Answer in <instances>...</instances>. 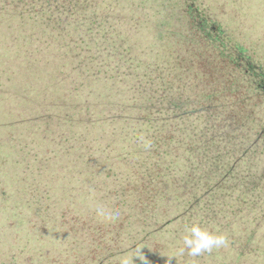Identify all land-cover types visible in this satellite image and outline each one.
<instances>
[{
    "label": "trees",
    "instance_id": "trees-1",
    "mask_svg": "<svg viewBox=\"0 0 264 264\" xmlns=\"http://www.w3.org/2000/svg\"><path fill=\"white\" fill-rule=\"evenodd\" d=\"M39 1L46 8H41L42 12L33 8L31 12L35 18L44 13L47 22L51 21L46 12L48 4L69 14L85 11L78 0H63L69 8L59 6L58 0ZM22 13L18 16L22 17ZM202 20L204 27L212 31L216 28L209 20ZM212 31L210 41L221 42L213 51L217 60L225 64L218 63L217 73L212 70L213 80L206 85L209 93H202L197 85L186 82L175 86V74L168 68L145 64L140 58L136 61V55L128 59L132 61L128 65L125 59L128 51L108 48L105 44L107 39L111 41L109 36L97 32L93 39H77L87 43L89 56L71 54L75 48H63L64 51L56 48L60 50L50 51L55 52L52 60H47L50 55L43 61L31 59L23 73L16 74L23 79L21 83H27L50 73L48 85L61 89L62 94L46 102L37 101L32 90L12 95L14 101H22L29 107L32 117L25 121L43 120L45 130L57 137L54 148L59 157L53 162L62 172L61 188L66 196L76 190L75 185L79 190L86 189L84 193L80 190L79 196H96L102 192L100 179L117 182L122 178L127 187L116 193L114 210L119 207L122 214L125 207L120 203H125L123 198L132 197L128 206L138 212L142 228H147L143 239H153L171 231V227L179 228L183 235L181 245L188 249L192 245L197 250L196 244L187 241L193 235L184 232L201 231L205 235L201 238L203 243L210 241L215 245V238L228 242L232 257L224 264H247L248 257L251 260L248 264H257L260 258L257 252L264 253L255 242L257 233L264 229V209L256 207L264 205V168L260 169V162L254 164L253 156L255 147L264 139V124L255 131L253 106L247 107L252 94H243V90L249 87V92L261 94L264 99L260 82L264 80V68L254 65L244 48L237 45L232 54L226 55L227 38L213 39L220 35L217 28L215 33ZM91 32L86 29L85 35ZM112 58L118 63L111 68L102 63L94 69L89 64ZM55 65L59 68L52 71ZM199 67L203 74L204 67L202 64ZM190 68L180 67L178 80ZM223 77L228 79L218 80ZM8 93L11 91L5 95ZM222 109L229 112L222 115ZM15 110L18 111V106ZM18 113L22 117L20 110ZM99 166L100 169L103 166L101 171L105 175L99 172ZM91 203H98L108 211L106 202L102 204L93 198ZM129 217L126 211L123 220L129 221ZM213 250L207 251V256ZM220 251L221 248L219 253L225 257L227 252Z\"/></svg>",
    "mask_w": 264,
    "mask_h": 264
},
{
    "label": "rangeland",
    "instance_id": "rangeland-1",
    "mask_svg": "<svg viewBox=\"0 0 264 264\" xmlns=\"http://www.w3.org/2000/svg\"><path fill=\"white\" fill-rule=\"evenodd\" d=\"M78 1L85 8L81 14L64 13L62 7L57 10L54 5L48 4L46 12L51 16V21L47 22L44 13L36 15L37 20L31 12L33 8L38 11L46 8L39 0H34L33 4H30L32 0H0V264L229 262L232 251L227 247L228 242L214 237L215 245L210 241L203 243L201 238L205 235H201V231L192 232L189 229L184 232L193 235L187 241L196 244L197 250L192 245L189 249L181 245L183 235L179 228L171 227V231H165L153 239H143L147 228H142V220L136 215L138 212L128 206L133 198H123L125 203H120L121 207H125L122 214L119 207L114 210L116 193L120 188L127 187L125 180L119 176L121 180L117 182L100 179L102 192L96 196H79L86 189H80V192L77 185L74 188L76 190L66 196L61 188L62 172L53 162V159L59 157L54 148L57 137L45 130L43 120L25 121L32 117L30 109L24 102L14 101L12 94L32 90L40 102L62 94L61 89L48 85L50 73L38 76L36 81L28 80L27 83H21L23 79L16 74L23 73L31 59L43 61L50 55L47 60H52L50 58L56 48H62L63 51V48H75L71 54L79 52L82 57L89 56L86 53L87 43L82 44L77 39H93L97 32L109 36V44L104 41L108 48L128 51L129 55L125 59L136 55V61L140 58L145 64L158 65L164 70L168 68L172 75L175 74V86L179 82H186L197 85L202 93H209L206 85L208 80L209 83L213 80L212 70L219 72L218 63L225 62L217 60L213 49L219 48L221 42L210 41L209 33L212 29L204 27L202 19L209 20V24L219 30L220 36L217 34L213 39L220 40L221 36L227 38L228 48L224 49L226 55L232 54L237 45L244 48L254 65L264 68V0ZM58 2L59 6L69 8L63 0ZM16 9L18 13L23 12L22 17L16 14ZM55 28L56 31L53 30ZM86 29L92 32L85 35ZM90 45L92 47L93 43ZM98 45L103 46V43L99 42ZM102 63L111 68L118 61L112 58L92 63L93 66L89 64L97 69ZM126 63L132 65L129 60ZM164 64L174 68L165 67ZM201 64L204 67L203 74H200ZM180 67L191 68L185 70L187 74L178 80L182 73ZM58 68L56 65L51 67L52 71ZM214 79L217 80L216 77ZM220 79L223 82L228 78ZM247 88L243 94H252L247 107L253 106L256 118L254 129L257 131L264 124V99L261 94L254 95ZM16 106L23 113L22 117L15 110ZM228 110L222 109L220 114L224 115ZM46 141L47 145H43ZM255 149L253 162H260V169H263L264 139ZM102 168L99 166V172L105 175ZM93 198L99 199L102 204L106 202L108 211L98 203L92 204ZM257 205L259 210L264 209V205ZM126 211L130 213L129 221L123 220ZM263 234L264 229H260L255 241L262 250ZM142 239L145 241L142 242ZM219 248L220 252H227L225 257L219 253ZM210 250L213 251L207 256L206 252ZM257 254L260 255L257 264H263L264 253L258 251ZM247 259L249 262L245 263L248 264L251 260L250 257Z\"/></svg>",
    "mask_w": 264,
    "mask_h": 264
},
{
    "label": "flooded vegetation",
    "instance_id": "flooded-vegetation-1",
    "mask_svg": "<svg viewBox=\"0 0 264 264\" xmlns=\"http://www.w3.org/2000/svg\"><path fill=\"white\" fill-rule=\"evenodd\" d=\"M212 32H216V28H214L213 29V31ZM261 83H263V84H261V89L263 90V92H264V80L263 81H260Z\"/></svg>",
    "mask_w": 264,
    "mask_h": 264
}]
</instances>
